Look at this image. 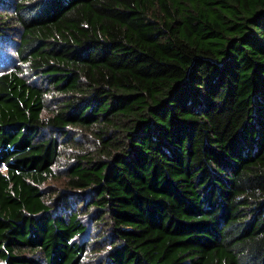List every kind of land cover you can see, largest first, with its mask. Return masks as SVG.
I'll return each mask as SVG.
<instances>
[{
  "label": "trees",
  "instance_id": "1",
  "mask_svg": "<svg viewBox=\"0 0 264 264\" xmlns=\"http://www.w3.org/2000/svg\"><path fill=\"white\" fill-rule=\"evenodd\" d=\"M0 56V264H264V0H0Z\"/></svg>",
  "mask_w": 264,
  "mask_h": 264
},
{
  "label": "rangeland",
  "instance_id": "2",
  "mask_svg": "<svg viewBox=\"0 0 264 264\" xmlns=\"http://www.w3.org/2000/svg\"><path fill=\"white\" fill-rule=\"evenodd\" d=\"M0 59L2 60V57L1 56H0ZM0 65L2 66L4 64H2L1 61H0ZM66 151L71 153L72 150L69 148ZM63 153H65V152H63ZM64 159L65 158H61L60 161H59V166H60L59 169H61V170H63ZM61 170H60V172L57 171L55 179H49L46 185L55 187L56 190H62V189H64V186H63V181H64V179H63V172Z\"/></svg>",
  "mask_w": 264,
  "mask_h": 264
}]
</instances>
